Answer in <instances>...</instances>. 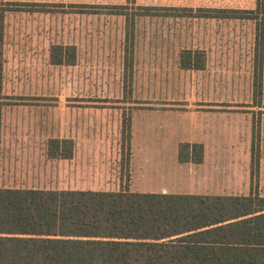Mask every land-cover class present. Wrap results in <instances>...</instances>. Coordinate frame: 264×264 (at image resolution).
Listing matches in <instances>:
<instances>
[{"label":"rangeland","instance_id":"374dc122","mask_svg":"<svg viewBox=\"0 0 264 264\" xmlns=\"http://www.w3.org/2000/svg\"><path fill=\"white\" fill-rule=\"evenodd\" d=\"M19 3L49 12H5ZM257 3L0 0V188L131 191L146 183L168 193L247 195L252 177L264 196V2L258 23L180 16L182 8ZM140 7L169 10L141 16ZM52 45L74 46L75 64L52 65ZM185 51L202 57L204 69H181ZM218 107L239 121L165 113ZM50 139H72L73 158L49 159ZM189 139L203 144V166L178 163L175 144Z\"/></svg>","mask_w":264,"mask_h":264},{"label":"trees","instance_id":"16d2710c","mask_svg":"<svg viewBox=\"0 0 264 264\" xmlns=\"http://www.w3.org/2000/svg\"><path fill=\"white\" fill-rule=\"evenodd\" d=\"M263 2L256 10L182 8L180 16L258 23ZM24 5L5 12H49L45 4ZM139 9L141 16L169 10ZM49 58L52 65L73 66L75 47L52 45ZM179 64L204 69V59L188 51ZM260 77L255 67L254 79ZM48 149L52 159L73 155L68 139H50ZM202 159L201 144L180 145V163ZM0 264H264V198L0 188Z\"/></svg>","mask_w":264,"mask_h":264},{"label":"crops","instance_id":"0c3cea01","mask_svg":"<svg viewBox=\"0 0 264 264\" xmlns=\"http://www.w3.org/2000/svg\"><path fill=\"white\" fill-rule=\"evenodd\" d=\"M262 61V60H261ZM261 64V67L263 68V64H264V61H263V64H262V62L260 63ZM204 67H205V64H204ZM254 69V68H253ZM254 75V74H253ZM221 104V103H220ZM139 113V112H138ZM138 113H136V114H138ZM141 113V112H140ZM158 113H161V111H158V110H156V111H151V113H149V114H155V115H157ZM165 113H167V114H173V113H175V114H184V115H186V116H198V117H200L199 119H197V122H199V121H202V120H204V121H202L203 123H205L206 124V121L205 120H209V122L210 123H215V122H217V120H219L221 117H225V119H227V121L228 122H232V123H236V122H238L239 121V119L238 118H240L241 117V114L239 115V114H237V113H232V112H227L226 110H224V109H219V107H218V109H208V110H205V111H189V112H187V111H184V112H178V111H176V112H172V111H166ZM136 114H134L133 116H132V118H131V121H130V128L132 127V122L134 121V119H135V115ZM238 116H240V117H238ZM155 117V116H154ZM205 117H207V119L205 118ZM204 118V119H203ZM220 121V120H219ZM226 124H227V122H225V126H226ZM218 131H219V136H221V132L222 131H224V132H226V128L224 127V128H221V126H220V123H218ZM60 140H63V139H60ZM68 140H71V142H72V145H73V155H72V158H73V156H74V153H75V148H76V145H75V143H74V141L72 140V139H68ZM182 143H189V144H201V143H199V141H194V140H192V139H189V140H187V142L185 141V142H178V143H176L175 144V148H177L178 147V149H179V147H180V145L182 144ZM128 148H130L131 149V161H132V163H133V152H132V148H131V140H130V142H128ZM177 145V146H176ZM202 145V147H203V144H201ZM49 141L47 142V153H46V155H47V157L49 158V159H52V158H50L48 155H49ZM178 152H179V150H177V161H178ZM71 158V159H72ZM63 160H69V159H63ZM205 160V156H204V147H203V159H202V162L200 163V164H194V165H198V166H203V163L205 162L204 161ZM130 161V162H131ZM178 163L179 164H193V163H180L179 161H178ZM156 172H157V170H156V168H154V170L153 171H151L150 173H152L153 175H156ZM145 177V176H144ZM254 179V178H253ZM252 177H250V192H249V194H244V195H242V194H223V193H218V192H216V191H210V192H206V194H197V193H168V192H165V191H160V187H161V185L158 187V186H156V187H154V186H152V185H149V184H146V183H144L143 185H142V189H139V190H131V191H129V192H133V193H163V194H188V195H202V196H225V197H248V196H250V195H257V196H259V197H263L264 198V196H261L260 194H258V192H257V190H255V188H254V186H252ZM225 185H223V187H224ZM247 187H246V189L247 190H249V186L248 185H246ZM209 189H212V187L211 186H209L208 187ZM237 189H240L241 187H236ZM213 190V189H212ZM223 190H224V188H223Z\"/></svg>","mask_w":264,"mask_h":264}]
</instances>
